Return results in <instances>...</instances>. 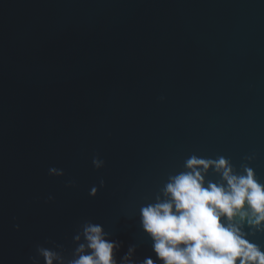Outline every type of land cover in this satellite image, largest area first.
I'll return each instance as SVG.
<instances>
[{
  "label": "water",
  "instance_id": "obj_1",
  "mask_svg": "<svg viewBox=\"0 0 264 264\" xmlns=\"http://www.w3.org/2000/svg\"><path fill=\"white\" fill-rule=\"evenodd\" d=\"M193 154L264 183V0H0V264L83 218L155 260L139 210Z\"/></svg>",
  "mask_w": 264,
  "mask_h": 264
},
{
  "label": "clouds",
  "instance_id": "obj_2",
  "mask_svg": "<svg viewBox=\"0 0 264 264\" xmlns=\"http://www.w3.org/2000/svg\"><path fill=\"white\" fill-rule=\"evenodd\" d=\"M252 159L244 157L247 162L238 170L223 156L193 154L183 171L168 176L162 195L139 210L155 260L133 259L134 245L117 258L120 243L109 238L102 224L83 218L72 236L69 255L62 244L47 240L35 245L29 264H264V244L258 242L264 237V183L249 167ZM92 166L100 169L104 160L93 156ZM209 169L218 181L206 180ZM48 174L59 177L64 172L49 168ZM74 186L71 180L65 184ZM99 187H104L103 179ZM97 191L93 186L88 195L95 197Z\"/></svg>",
  "mask_w": 264,
  "mask_h": 264
}]
</instances>
